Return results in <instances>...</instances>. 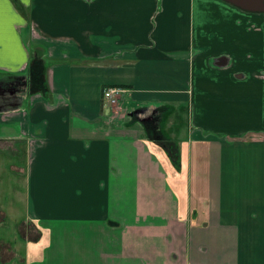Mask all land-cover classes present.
Wrapping results in <instances>:
<instances>
[{"label": "crops", "instance_id": "obj_1", "mask_svg": "<svg viewBox=\"0 0 264 264\" xmlns=\"http://www.w3.org/2000/svg\"><path fill=\"white\" fill-rule=\"evenodd\" d=\"M18 1L0 0V147L29 159L21 264H264V13Z\"/></svg>", "mask_w": 264, "mask_h": 264}, {"label": "rangeland", "instance_id": "obj_2", "mask_svg": "<svg viewBox=\"0 0 264 264\" xmlns=\"http://www.w3.org/2000/svg\"><path fill=\"white\" fill-rule=\"evenodd\" d=\"M120 110L119 106L112 113ZM28 160L27 151L22 145L10 147L8 151L0 147V208L6 211V216L0 214V221L8 218L7 228L2 230L0 227V242L4 238L8 240V264H21L23 258H31L30 243L37 238L36 231L30 225L27 203L25 171Z\"/></svg>", "mask_w": 264, "mask_h": 264}, {"label": "trees", "instance_id": "obj_3", "mask_svg": "<svg viewBox=\"0 0 264 264\" xmlns=\"http://www.w3.org/2000/svg\"><path fill=\"white\" fill-rule=\"evenodd\" d=\"M12 1L20 11L23 10L18 0H12ZM45 71H46V67H44V63L41 60L36 59L35 61L32 62V64L29 67L28 77H27L29 95L36 92L46 93ZM145 126L149 134V131L151 130L149 123L145 124ZM153 139H157V138H154L153 136L152 140ZM162 146L164 147V150L168 152L167 148L164 145ZM172 162L174 166L178 165V163L174 162L173 160Z\"/></svg>", "mask_w": 264, "mask_h": 264}, {"label": "built area", "instance_id": "obj_4", "mask_svg": "<svg viewBox=\"0 0 264 264\" xmlns=\"http://www.w3.org/2000/svg\"><path fill=\"white\" fill-rule=\"evenodd\" d=\"M124 92L125 90L123 88L118 87H109L105 89L103 92L105 106L114 112V110L119 107Z\"/></svg>", "mask_w": 264, "mask_h": 264}, {"label": "water", "instance_id": "obj_5", "mask_svg": "<svg viewBox=\"0 0 264 264\" xmlns=\"http://www.w3.org/2000/svg\"><path fill=\"white\" fill-rule=\"evenodd\" d=\"M227 3L251 13H264V0H224Z\"/></svg>", "mask_w": 264, "mask_h": 264}, {"label": "flooded vegetation", "instance_id": "obj_6", "mask_svg": "<svg viewBox=\"0 0 264 264\" xmlns=\"http://www.w3.org/2000/svg\"><path fill=\"white\" fill-rule=\"evenodd\" d=\"M147 123H149V122H148V121H146V124H147ZM158 137H161V138H162L163 136H161V133H159V136H158Z\"/></svg>", "mask_w": 264, "mask_h": 264}]
</instances>
